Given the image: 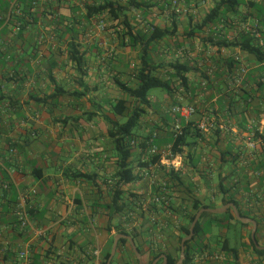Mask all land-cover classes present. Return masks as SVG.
<instances>
[{
	"label": "crops",
	"instance_id": "0c3cea01",
	"mask_svg": "<svg viewBox=\"0 0 264 264\" xmlns=\"http://www.w3.org/2000/svg\"><path fill=\"white\" fill-rule=\"evenodd\" d=\"M172 1L137 0L147 3L148 11L142 12L146 6L137 13L126 11L134 30L145 32L152 25L167 34L148 55L159 67L158 76L172 74L168 64L175 62L190 70L186 86L165 95L161 108L146 109L139 126L144 135L137 142L154 132V144L165 150L177 122L198 129L206 118L212 127L194 134L193 144L182 147L167 165L146 164L148 146L136 149L131 167L139 179L121 188L119 204L128 205L122 215L107 210L118 184L107 119H113L110 103L122 98L114 80L131 85L130 60L138 58V49L122 36V19L112 21L106 13L88 16L87 10L109 3L123 10L136 7L131 0H0V264H101L119 230L137 235L133 241L146 260L151 259L148 249L174 255L194 200L219 208L224 198H233L241 212L264 219V88L255 92L245 113L239 99L245 75L237 83L238 71L230 76L224 62L236 59L240 69L258 76L264 67L238 49L203 45L208 37L231 40L238 31L236 20L221 19L195 38H184L217 0ZM246 2L257 6L245 9L251 15L247 22L258 21L264 33V0ZM176 8L186 12L178 15ZM71 49L82 56V67L70 60ZM176 104L193 106L195 113L188 120L176 118L170 112ZM248 127L255 131L253 137ZM171 162L178 167L171 168ZM163 182L169 187L166 207L151 201ZM21 197L31 219L25 230L14 216ZM202 223L210 224L207 219ZM224 226L234 228L235 223H212L205 250L193 264L233 263L222 251L225 242L233 248L223 237ZM214 229L223 240L212 246ZM250 232L242 228L239 264H259L248 246ZM131 252L130 245L117 244L110 264H135Z\"/></svg>",
	"mask_w": 264,
	"mask_h": 264
},
{
	"label": "trees",
	"instance_id": "16d2710c",
	"mask_svg": "<svg viewBox=\"0 0 264 264\" xmlns=\"http://www.w3.org/2000/svg\"><path fill=\"white\" fill-rule=\"evenodd\" d=\"M247 0H217L215 6L211 9L204 10V18L200 25L198 26H189V28L184 32L183 36L185 39H193L196 34H199L203 31L204 28L215 25L217 22H220L221 19L225 21L238 22L237 26L241 22H247V19L251 17L250 14L245 13V9H255L257 6L253 3L247 5ZM147 3L139 4L137 0H131V7H136V10H123L114 6L113 4H105L98 6L96 8H89L87 10L88 16L108 14V17L112 21H117L122 19L120 27L123 30V37H128V45L131 48L138 49V61L139 65L132 70L131 76L133 78V85L123 82L121 80L115 79L114 84L117 87L118 91L121 93L122 98L114 100L110 103L109 113L113 119H107L109 125L108 136L112 139L113 149L117 158L116 167L118 172L116 174L118 178V184L112 190V200L111 203L107 206V210H110L113 214H125L126 209L128 208L127 204L121 203L123 199V191L121 188L130 183L135 182L139 179L138 174L133 172L131 167L132 157L134 155L133 150L140 149L145 151L147 148L148 140L151 134L141 142H137L141 136L135 134V129L139 128L143 116L146 114V109L150 107V99L148 92L151 89L158 88L166 92L167 95L171 96V93L176 91V87H184L187 83L186 74L190 72L189 68L186 65L180 64L179 62L168 64L169 68L172 71V74H168L166 78H161L157 75L159 70L158 66H155L152 62V59L148 56L153 44L159 43L167 34L162 32L156 26H148L144 32L142 29L134 30L127 21V13L136 12L138 8H144L143 13L148 11ZM137 13V12H136ZM191 18V17H190ZM231 19V20H230ZM191 20V19H190ZM176 29V28H175ZM176 30H172L175 35ZM261 33V31H260ZM172 36V34L170 33ZM262 42H264V33H261ZM122 45H124L122 43ZM203 45H211L216 47H225L238 49L246 56L252 58L255 64L264 67V45H260L251 34L246 32L237 31L236 35L231 39H217L216 41L212 37H208L203 41ZM72 47V46H71ZM75 49V47L73 48ZM72 50V49H71ZM71 52L70 60L75 63V65L80 68L83 66L82 56L77 55V52ZM239 61L233 58H229L224 62V66L227 69V72L230 76H235L236 72L240 71ZM257 72L253 70H247L245 74V79L240 83L239 99L245 102V113L248 110V107L253 105L256 96L255 92L261 91L264 88V75L258 76ZM239 77V74L236 75V78ZM177 85V86H176ZM65 93V91H63ZM247 122L245 117V123ZM181 126V135L174 137L172 136V142L170 145L171 152L176 154H181V148L184 146L192 145L193 141L191 137L197 132L198 129L193 128L191 123H184L183 120L180 121ZM140 141V140H139ZM160 161V155L150 157L149 162L146 164H158ZM145 164V165H146ZM173 177L180 181V176L175 174ZM223 189V188H222ZM225 190H223L224 192ZM233 203L240 215L244 218H250L254 220L257 224V229L255 232V240L257 246L254 245L250 238V233L248 235V246L251 249V252L259 260V264L264 263V250L258 249L257 247H264V219H258L250 216L249 214L241 212L238 203L233 198H224L221 202V206L226 204ZM161 206L166 205L164 203L160 204ZM191 213L186 216V226L182 230V236L178 240V246L176 253H151V250L147 251L151 254V259H144V252H141L137 247L138 252L142 258V264H152L153 261L159 259L157 264H162V255L166 258V264H176L179 259L180 254V242L181 240L188 236L189 226L192 223L195 214L201 209H214L216 206L210 204H204L198 200L191 202ZM207 219L210 224H207L208 229L206 230L205 225H203V220ZM230 221L234 223H239L235 220L231 210H227L221 215H213L210 213H203L197 222L194 228V235L190 241L185 243V260L182 264H193L196 254H201L205 250V235L208 234V230L212 223L226 224ZM243 227L251 229L250 224H241ZM225 228V226H224ZM118 234L130 236L133 240H136L137 235L130 233L124 230H119ZM226 245L222 247V251L227 253L230 256L233 263L239 264V258L237 255V250L235 248H228L227 242ZM118 245L129 246V243L125 239H120ZM198 246V249L195 248ZM135 264H138V261L135 255L131 252ZM110 254L107 253L103 262L101 264H106Z\"/></svg>",
	"mask_w": 264,
	"mask_h": 264
},
{
	"label": "built area",
	"instance_id": "2783aa9c",
	"mask_svg": "<svg viewBox=\"0 0 264 264\" xmlns=\"http://www.w3.org/2000/svg\"><path fill=\"white\" fill-rule=\"evenodd\" d=\"M33 2H35V0H33ZM172 4L177 5V1L173 0ZM174 12L176 14L180 15V14H184L186 12V10H184L182 8H176L174 10ZM100 28L103 30L104 29L103 25H101ZM19 31H20V25H16L14 27V30H13L14 34L17 35ZM238 31L239 32L242 31V32H246V33L251 34L253 36V38L260 45H264V42H262V39H261L260 25H259L258 21L255 20L252 23L241 22L239 24ZM44 38H45L44 36H40V40H43ZM246 72H247L246 67L240 69L239 79L236 80L237 83H239L241 81V79L246 74ZM170 112L176 118L188 120L195 113V108L193 106H190V105L176 104L171 108ZM211 127H212V124L210 122H208V120L206 118H202V120L197 125V128L200 131H206ZM256 130L258 131V129H256ZM172 131H173L174 137L181 135V126L178 122L175 123ZM247 132H248V134H250L251 137H253L255 134V131L253 130L252 127H248ZM34 135L35 134H33V133L31 134L32 137H34ZM156 136H157V134L154 132L151 134V136L147 142V144H148L147 154L150 157L160 155V161H159L158 165H161V162H163V164L167 165L168 161H170V160L172 161V159H174L175 155L171 152L170 147L166 148L165 150H160L154 144V140H155ZM250 146H253V144L251 143ZM9 151L11 153L13 152V150H9ZM170 165H171V168H173V169H176L178 167V166L172 165V162L170 163ZM158 187H159V194L156 196H153L151 198V201L153 204L164 203L165 205H167V203H168L167 195L169 193V187L165 182L161 183ZM3 188L8 189V185L4 184ZM143 211H146V209H143ZM14 216H15L17 225L20 229L25 230V229L30 227V225H31L30 213H29V208H28V205H27L25 198L21 197L20 202L16 206ZM22 256L24 257L25 253H23ZM214 259H218V258L216 257Z\"/></svg>",
	"mask_w": 264,
	"mask_h": 264
},
{
	"label": "water",
	"instance_id": "95a60500",
	"mask_svg": "<svg viewBox=\"0 0 264 264\" xmlns=\"http://www.w3.org/2000/svg\"><path fill=\"white\" fill-rule=\"evenodd\" d=\"M227 210H231V212L233 213V216H234V218H235V220L237 222H239L241 224H250L251 225L250 238H251L252 242L254 243V245L257 246L256 240H255V232H256V229H257L256 222L254 220L250 219V218L242 217L240 215L237 207L233 203H229V204H226L224 206H221L219 208H214V209H201L195 214L194 219H193L192 223L189 226V234H188V236L184 237L181 240V242H180V254H179V259H178L176 264H182V262L185 260V254H184L185 243L187 241H190L193 238L194 228H195L197 222L199 221L201 215L203 213H210V214H213V215H221V214L225 213ZM120 239H125V240L128 241V243H129V245H130V247H131V249H132V251H133V253H134V255H135L136 259H137V261H138V264H142L141 255L138 252L133 239L130 236H125V235H121V234L116 235L114 237L112 249H111V252H110V256H109L106 264H110L114 254L116 252L118 241ZM257 248L261 249V250H264V247H257ZM162 260H163L162 264H166L165 256L162 257ZM157 262H158V260H156L152 264H156Z\"/></svg>",
	"mask_w": 264,
	"mask_h": 264
},
{
	"label": "rangeland",
	"instance_id": "374dc122",
	"mask_svg": "<svg viewBox=\"0 0 264 264\" xmlns=\"http://www.w3.org/2000/svg\"><path fill=\"white\" fill-rule=\"evenodd\" d=\"M105 21H107V20L105 19ZM177 60L178 59H173V61H177ZM181 60H183V58H181ZM130 62H131L130 64H132V66H133V69H135L139 65L138 58L132 57ZM133 69H130V70H133ZM131 85H133V81L131 82ZM165 95H167L166 92L161 90V89H158V88H154V89L149 90L148 96L152 102L150 105L152 107V109L156 110V109L161 108V106L163 105V97ZM155 114L156 113H154L152 116H154ZM134 132L137 136H143L144 135V131H142L141 128L135 129ZM133 152H135V149L133 150ZM159 179H161V178H159ZM205 227L207 230L208 229L207 225H205ZM242 228H243V226L240 225L239 223H235L234 228H226V227L224 228L223 237L227 238L231 247H233L235 249H240L243 247V241H242V237H241ZM216 230L217 229H214L215 237L210 240V244L212 246L219 244L223 240L222 236H220L219 232H217ZM195 248L198 249V246H195Z\"/></svg>",
	"mask_w": 264,
	"mask_h": 264
}]
</instances>
